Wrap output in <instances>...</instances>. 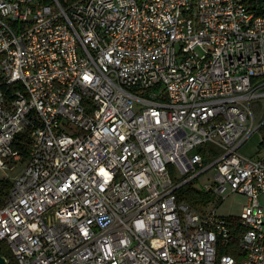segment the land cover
Here are the masks:
<instances>
[{
	"label": "built area",
	"instance_id": "obj_1",
	"mask_svg": "<svg viewBox=\"0 0 264 264\" xmlns=\"http://www.w3.org/2000/svg\"><path fill=\"white\" fill-rule=\"evenodd\" d=\"M259 9L0 0V243L18 264H264V154L241 153L264 128ZM185 185L216 202L180 203ZM233 194L236 232L218 214Z\"/></svg>",
	"mask_w": 264,
	"mask_h": 264
},
{
	"label": "trees",
	"instance_id": "obj_2",
	"mask_svg": "<svg viewBox=\"0 0 264 264\" xmlns=\"http://www.w3.org/2000/svg\"><path fill=\"white\" fill-rule=\"evenodd\" d=\"M259 14L264 15V9H259ZM206 148H201L198 150L199 153L206 155ZM258 151H264V128L262 129V141L258 145ZM205 160L210 161L206 156ZM12 187V182L10 180L0 179V203L4 202L7 199V196L10 193ZM178 201L180 203L184 202L190 205L194 210L202 211L204 208L209 206L212 203L216 202V197L212 193L203 192L192 185H185L177 191ZM230 224H232L233 228L236 231H240L241 229L237 225V218L233 216L227 217ZM235 242L233 246L235 247ZM1 255L4 256L9 264H18L14 259L11 252L5 247L3 243H0ZM225 253H228L232 256H235V252L232 249H224Z\"/></svg>",
	"mask_w": 264,
	"mask_h": 264
},
{
	"label": "rangeland",
	"instance_id": "obj_3",
	"mask_svg": "<svg viewBox=\"0 0 264 264\" xmlns=\"http://www.w3.org/2000/svg\"><path fill=\"white\" fill-rule=\"evenodd\" d=\"M261 143V135L258 133L254 135L245 147L241 150V153L246 157L258 159L261 155L258 154V145ZM264 154V151L263 153ZM17 170L10 174L12 179L16 178L19 172L22 170L21 165L16 166ZM216 169L210 170L206 175L194 182L197 187H201L205 183H211ZM226 197V196H225ZM261 205L264 207V195L260 198ZM246 204V197L242 195L233 194L225 198V201L218 207V214L221 216L236 215L239 216L242 213V206Z\"/></svg>",
	"mask_w": 264,
	"mask_h": 264
},
{
	"label": "water",
	"instance_id": "obj_4",
	"mask_svg": "<svg viewBox=\"0 0 264 264\" xmlns=\"http://www.w3.org/2000/svg\"><path fill=\"white\" fill-rule=\"evenodd\" d=\"M264 5V0H260V7L262 8ZM0 264H9L8 260L1 255V250H0Z\"/></svg>",
	"mask_w": 264,
	"mask_h": 264
}]
</instances>
